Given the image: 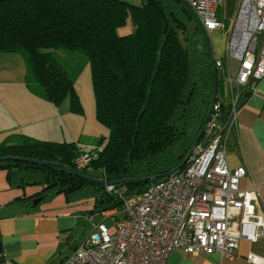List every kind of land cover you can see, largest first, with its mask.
<instances>
[{"label": "trees", "instance_id": "trees-1", "mask_svg": "<svg viewBox=\"0 0 264 264\" xmlns=\"http://www.w3.org/2000/svg\"><path fill=\"white\" fill-rule=\"evenodd\" d=\"M172 1L177 7L163 0H0V51L22 55L28 91L54 105L69 95L71 111L82 113L73 79L80 66L72 73L58 61L65 53L54 55L78 52L90 65L95 117L109 130L90 149L13 133L0 143V156L75 169L76 157L87 151L93 158L80 172L113 181L176 166L208 108L213 67L199 28L190 30L189 12ZM128 20L132 30L119 34ZM220 82L218 75L217 93ZM0 166L11 185H40L19 202L32 207L30 199L54 190L67 202L91 198L90 214L120 211L124 199L158 181L112 184L116 192H108L62 166L15 160Z\"/></svg>", "mask_w": 264, "mask_h": 264}, {"label": "built area", "instance_id": "built-area-1", "mask_svg": "<svg viewBox=\"0 0 264 264\" xmlns=\"http://www.w3.org/2000/svg\"><path fill=\"white\" fill-rule=\"evenodd\" d=\"M185 1L206 32L225 27L217 17L225 0ZM214 63L227 100L224 103L217 94L202 140L185 167L124 199L115 224L94 225L61 264H166L175 249L217 253L233 260L241 240L251 244L263 236L264 208L258 187H239L245 168L228 165L226 145L246 96L256 93L257 82L264 81V0H238L224 55ZM92 158L87 151L80 153L75 169L87 168ZM105 188L116 192L112 184ZM108 213L102 212L104 216ZM245 259L262 262L254 252Z\"/></svg>", "mask_w": 264, "mask_h": 264}, {"label": "crops", "instance_id": "crops-1", "mask_svg": "<svg viewBox=\"0 0 264 264\" xmlns=\"http://www.w3.org/2000/svg\"><path fill=\"white\" fill-rule=\"evenodd\" d=\"M237 3L238 0H225L223 5L229 8L227 14L234 16ZM25 89L27 97L22 100L25 102L29 98L36 104L39 97ZM20 95L24 96L23 93ZM222 100L224 103L227 100L225 93ZM12 108L17 111V118L26 115L30 119L22 120L6 132L32 137L37 133H46L44 129L34 130L28 126L34 119L32 104L18 103ZM37 120L40 124L39 116ZM94 145L96 142L91 147ZM226 158L231 168H245L239 187L249 189L256 185L264 208V81L257 82L256 93L248 94L239 110L237 125L228 133ZM13 203L20 205L17 211L0 214V264H61L82 243L76 242L77 212L41 209L36 204L30 207L19 200ZM249 252L261 256L262 262L246 261ZM235 254V259L228 260L217 253L200 251L190 254L175 249L169 254L166 264H264V232L257 242L250 244L241 240Z\"/></svg>", "mask_w": 264, "mask_h": 264}, {"label": "rangeland", "instance_id": "rangeland-1", "mask_svg": "<svg viewBox=\"0 0 264 264\" xmlns=\"http://www.w3.org/2000/svg\"><path fill=\"white\" fill-rule=\"evenodd\" d=\"M126 1L135 2L136 0ZM163 2L177 7L172 0H163ZM221 7L218 8L217 17L223 22L225 27L221 30L207 32V37L212 47V54L215 58L223 57L224 55L225 38L233 19V14H227L229 12L228 6L223 5L222 9ZM131 30L132 24L128 20L125 26L118 29V32L119 34H126ZM56 52L65 53L66 58L58 59V56L55 55ZM54 55L72 73L74 68L80 66L78 71L74 73L73 79L82 113L71 111L69 95L59 105H54L40 97L36 104L29 98H26L24 102L22 99L25 96L27 97L24 82L27 73L25 60L19 53L0 51V143L4 142L10 135L6 131L13 129L22 120L30 119L26 115L19 118L16 117L17 111L12 108V105L15 106L18 103L32 104L34 106V119L33 123H29L28 126L34 130L40 128L46 131V133H37L34 138L49 141L76 142L81 148L90 149L91 145L98 139L103 137L106 139L108 136V128L97 121L95 117V99L89 63L84 56L75 51H55ZM232 75L234 76V72H232ZM225 89V85L220 82L217 93L219 97L222 98ZM21 93L24 96L20 95ZM38 116L40 117V124L37 120ZM95 174L99 175L98 173ZM39 190L40 185L38 184H23L21 187L11 185L6 179L5 168L0 166V214L17 211L20 205L13 203L17 201V197L29 196ZM32 199L28 203H31ZM36 206L41 209L77 212V243L83 242L89 236L94 225L103 223L105 226L111 227L122 214V208L120 211L110 210L108 216L98 212L90 214L89 210L92 207L91 198L67 202L62 193H57L54 190H51L47 197L37 202Z\"/></svg>", "mask_w": 264, "mask_h": 264}, {"label": "water", "instance_id": "water-1", "mask_svg": "<svg viewBox=\"0 0 264 264\" xmlns=\"http://www.w3.org/2000/svg\"><path fill=\"white\" fill-rule=\"evenodd\" d=\"M179 1L186 8V10L189 12V14L193 20L189 24V29L194 30L195 27L199 28L201 34L204 37V41L206 43V47H207V51H208V56H209V59L212 63V67H213V78H212V91H211L210 102H209L208 108L206 110V113L204 115V118L202 120V123L200 125V128H199V130H198V132H197L186 156L176 166H174L172 169L167 170L165 172H161V173L150 175V176L123 178V179H120L119 181H113V180H106V179L101 178V177L87 176V175L82 174L80 171H77L76 169L68 168L61 163H57V162H53V161L39 160V159H35V158H24V157H18V156H13V155L0 156V161L15 160V161L28 162V163L38 164V165L62 166L64 168H66L67 170L71 171L72 173H74L75 175L80 176L83 179H86L90 182L103 184V185H105V184L106 185H108V184H127V183L149 181V180H153V179H160V178L169 176L172 173L176 172L177 170L181 169L186 164V162L189 160L195 146L200 141L202 134H203V131H204V128H205V125L209 119L211 112H212V108H213V105H214V103L216 101V97H217L218 76H217V69H216V66L214 63V56L212 54V47L210 46L209 38L206 35L205 29L203 28L199 18L196 16V14L194 13L193 9L189 6V4L185 0H179ZM47 196H48V193H43L39 196H36L34 199H32L31 203L36 204L37 202L41 201L43 198H45ZM1 252H2V243L0 240V253Z\"/></svg>", "mask_w": 264, "mask_h": 264}, {"label": "flooded vegetation", "instance_id": "flooded-vegetation-1", "mask_svg": "<svg viewBox=\"0 0 264 264\" xmlns=\"http://www.w3.org/2000/svg\"><path fill=\"white\" fill-rule=\"evenodd\" d=\"M191 20H192V18H191ZM193 21V20H192Z\"/></svg>", "mask_w": 264, "mask_h": 264}]
</instances>
